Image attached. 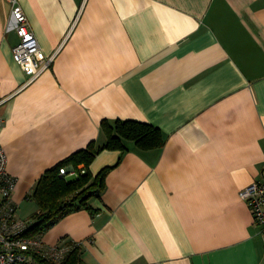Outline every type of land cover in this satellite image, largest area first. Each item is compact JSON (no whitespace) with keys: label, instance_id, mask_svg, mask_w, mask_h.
Segmentation results:
<instances>
[{"label":"crops","instance_id":"crops-1","mask_svg":"<svg viewBox=\"0 0 264 264\" xmlns=\"http://www.w3.org/2000/svg\"><path fill=\"white\" fill-rule=\"evenodd\" d=\"M19 3L53 59L36 78L22 68L0 0V143L18 207L48 169L104 146L105 120L165 137L159 149H102L90 171L114 167L89 201L97 212L73 211L42 239L80 242L85 264H264L241 196L264 180V0Z\"/></svg>","mask_w":264,"mask_h":264},{"label":"built area","instance_id":"built-area-1","mask_svg":"<svg viewBox=\"0 0 264 264\" xmlns=\"http://www.w3.org/2000/svg\"><path fill=\"white\" fill-rule=\"evenodd\" d=\"M8 1L12 5V16L20 37V42L13 48L14 58L36 78L51 66L53 58L48 57L42 49L19 0ZM8 160V152L0 143V264H43L41 259L62 264L81 243L70 241L48 244L42 237L24 234L33 221L18 215L19 207L13 198L17 179L9 172ZM86 172L85 166H65L61 168L60 174L78 177ZM241 196L250 204L255 222L264 231V180L250 184L241 192Z\"/></svg>","mask_w":264,"mask_h":264},{"label":"trees","instance_id":"trees-1","mask_svg":"<svg viewBox=\"0 0 264 264\" xmlns=\"http://www.w3.org/2000/svg\"><path fill=\"white\" fill-rule=\"evenodd\" d=\"M102 129L107 136V142L97 147L91 142L86 148L72 154L48 169L38 180L29 196L36 201L38 211L31 219L32 225L25 231V235L42 237L43 234L59 221L63 216L80 209H88L96 213L89 202L93 196H99L106 186V177L114 166L104 167L97 175L90 171V165L102 149L127 150L126 140L134 141L141 149L162 148L165 137L160 128L153 124L137 120H117L111 123L105 120ZM84 163L87 172L75 178L61 175V168L69 164L78 167ZM81 246L75 247L62 264H85L81 258ZM43 264L48 263L41 259Z\"/></svg>","mask_w":264,"mask_h":264},{"label":"rangeland","instance_id":"rangeland-1","mask_svg":"<svg viewBox=\"0 0 264 264\" xmlns=\"http://www.w3.org/2000/svg\"><path fill=\"white\" fill-rule=\"evenodd\" d=\"M38 211V205L35 200L28 201L21 208H18V215L21 218L31 219L32 215Z\"/></svg>","mask_w":264,"mask_h":264}]
</instances>
